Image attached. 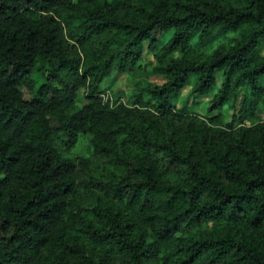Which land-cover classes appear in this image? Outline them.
Here are the masks:
<instances>
[{"label":"trees","instance_id":"trees-1","mask_svg":"<svg viewBox=\"0 0 264 264\" xmlns=\"http://www.w3.org/2000/svg\"><path fill=\"white\" fill-rule=\"evenodd\" d=\"M99 33L80 62L74 42ZM144 40L163 80L110 105L101 79L130 72ZM191 75L187 95L232 106L227 121L173 106ZM260 112L264 0H0V264H264ZM84 134L90 157L70 154ZM101 156L122 171L83 204Z\"/></svg>","mask_w":264,"mask_h":264},{"label":"rangeland","instance_id":"rangeland-1","mask_svg":"<svg viewBox=\"0 0 264 264\" xmlns=\"http://www.w3.org/2000/svg\"><path fill=\"white\" fill-rule=\"evenodd\" d=\"M120 11L121 10L116 11V14ZM236 33L237 30L226 32L215 31L211 37V43L225 41L230 35ZM100 35L101 33L95 35H85L82 37L81 42H74L75 52H77L76 55L77 58L79 57L80 62L84 59V51H87L92 46H94L96 41L100 38ZM68 40L73 42V40L70 38H68ZM151 58V54L146 47V41L144 40L140 58L132 70L127 73H119L110 77H103L100 81L102 91L108 93L112 100L123 99L125 102H129L130 96L135 88L136 80L147 79L157 83L161 82L163 80L162 76L150 71V66L154 62ZM57 63V60H52L51 67H56L58 65ZM48 66L50 67V62L48 63ZM58 72L59 77L64 76L65 67L59 65ZM215 73L218 76L220 71L216 70ZM31 75L33 79V85L36 91H38L41 83L44 81L43 75L40 74L39 69H34ZM192 80L193 77L191 75L187 82L182 85V87L173 95V106L178 107L183 104L185 107L191 110L190 112H193L200 117H204L206 120L211 115L219 114L221 123L227 121L233 113L234 108L230 105H224L220 108V110L215 109L212 111H207L205 109V102L210 94L196 95L197 97L194 100L190 95H187ZM84 101V89L79 87L74 98H66L65 109L68 110L77 108ZM259 117L263 118L264 113L260 112ZM243 122L248 121L246 120ZM69 153L76 156L90 157L91 154L88 136L85 134L80 135L75 141L74 145L70 148ZM121 171V167L117 166L111 160H108L105 157L101 156L92 160L88 159L85 170L80 173L76 190L77 198L80 199L81 203L83 204L95 202L97 200H107L109 198L108 194L104 192V189L100 187L96 180L101 178L114 180Z\"/></svg>","mask_w":264,"mask_h":264},{"label":"built area","instance_id":"built-area-1","mask_svg":"<svg viewBox=\"0 0 264 264\" xmlns=\"http://www.w3.org/2000/svg\"><path fill=\"white\" fill-rule=\"evenodd\" d=\"M101 96H102V99L108 101L110 103V105L111 104H114V103H117L119 101H123V99H120V100H118V99L112 100L111 99V96L108 93L103 92V91L101 92Z\"/></svg>","mask_w":264,"mask_h":264}]
</instances>
